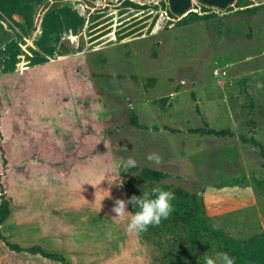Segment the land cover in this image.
<instances>
[{"label": "rangeland", "instance_id": "1", "mask_svg": "<svg viewBox=\"0 0 264 264\" xmlns=\"http://www.w3.org/2000/svg\"><path fill=\"white\" fill-rule=\"evenodd\" d=\"M125 1L0 0V264H205L226 252L209 231L128 233L131 214L114 219L116 199L164 186L199 198L233 239H264V159L249 141L264 147V0L243 2L261 5L253 15L202 0L216 15L183 27L196 0ZM128 157L138 166L125 169Z\"/></svg>", "mask_w": 264, "mask_h": 264}, {"label": "trees", "instance_id": "2", "mask_svg": "<svg viewBox=\"0 0 264 264\" xmlns=\"http://www.w3.org/2000/svg\"><path fill=\"white\" fill-rule=\"evenodd\" d=\"M244 1L245 0H236L234 6L228 7L227 10L236 9L238 11H241L242 13L253 15L261 9V5H258L251 10H240L243 7ZM123 6L139 11L157 9L154 5L138 4L129 0L125 1L123 3ZM168 15L170 14L168 13ZM215 15L216 13L211 11L210 9L201 7L200 13L196 11H190L181 18H177L176 22H174V25L176 27H183L188 23H193L205 18L214 17ZM3 29L4 27L0 23V31H2ZM60 55L61 54H59V56ZM249 141L259 148L260 155L264 159L263 145L254 139H250ZM139 175L143 180L152 182H158L163 178V175L160 172L150 169L140 170ZM125 185L129 189L135 190L130 182L126 181ZM161 189L168 190V188L165 186L161 187ZM135 191L139 192L140 196L143 193V191ZM174 193L176 196L175 200L173 201L175 211L167 220H163L160 225H165L168 223H180L186 226L187 229L193 234H200L201 232L209 231L222 242L226 249V252L235 259V264H264V239L262 237L255 236L248 241L235 240L224 233L222 230L213 227L207 215L205 214V210L199 198L193 197L190 199L186 193L180 190H176L174 191ZM9 216V203L5 199V197L2 196L0 202V225L3 224L9 218ZM34 253L39 254L47 259L52 258L47 251L41 249H35Z\"/></svg>", "mask_w": 264, "mask_h": 264}, {"label": "clouds", "instance_id": "3", "mask_svg": "<svg viewBox=\"0 0 264 264\" xmlns=\"http://www.w3.org/2000/svg\"><path fill=\"white\" fill-rule=\"evenodd\" d=\"M147 160L159 165L162 163L161 157L156 153H150ZM137 161L133 157H128L123 167L125 169L137 167ZM175 193L154 187L151 193L143 191L141 196L133 195L127 201L116 199L112 212L116 214L114 219H128L126 231L128 233H139L148 230L149 226H159L163 220H167L175 211L173 201ZM133 205L135 212L127 211V205ZM205 264H235V259L227 252L219 251L215 256L204 255Z\"/></svg>", "mask_w": 264, "mask_h": 264}, {"label": "crops", "instance_id": "4", "mask_svg": "<svg viewBox=\"0 0 264 264\" xmlns=\"http://www.w3.org/2000/svg\"><path fill=\"white\" fill-rule=\"evenodd\" d=\"M196 2L199 4V6H201V7H206V8H208L207 6H205V3H204V1H200V0H196ZM235 2H236V0H235ZM202 4H204V6H202ZM233 4H235V3H233ZM232 4V5H233ZM231 5H229L228 7H230ZM257 6V5H256ZM228 7H226V8H228ZM219 8V10H222V9H226L225 7H218ZM194 8H186V10H185V13H183L181 16H184L187 12H189L190 10H193ZM208 9H211V8H208ZM264 55V54H263Z\"/></svg>", "mask_w": 264, "mask_h": 264}]
</instances>
